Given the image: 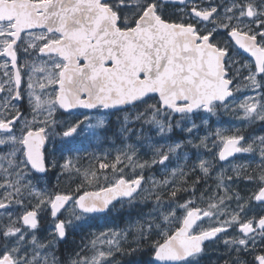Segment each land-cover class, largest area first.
Wrapping results in <instances>:
<instances>
[{"label":"snow or ice","instance_id":"snow-or-ice-1","mask_svg":"<svg viewBox=\"0 0 264 264\" xmlns=\"http://www.w3.org/2000/svg\"><path fill=\"white\" fill-rule=\"evenodd\" d=\"M229 112L244 123L213 129ZM101 113L116 123H93ZM257 122L264 0H0V264H205L211 252L215 264H264V134L245 132ZM82 125L121 145L100 169L160 165L164 176L103 173L101 184L63 154ZM50 169L83 180L49 191ZM211 179L199 206L197 185ZM125 209L127 227L57 255L70 228Z\"/></svg>","mask_w":264,"mask_h":264},{"label":"rangeland","instance_id":"rangeland-1","mask_svg":"<svg viewBox=\"0 0 264 264\" xmlns=\"http://www.w3.org/2000/svg\"><path fill=\"white\" fill-rule=\"evenodd\" d=\"M240 95H243V93H240ZM101 114H103V113H101ZM227 115H229V114H235L234 112H229V113H226ZM106 115H103V116H100V114L97 116V117H95L94 118V120H93V123L95 122V119H105L106 121H111V120H113L115 123H116V117H112L111 118V120H110V118H109V116H108V120H107V118L105 117ZM232 118V116H228V119H231ZM212 127H213V129H215L216 127H221V128H224V127H222L221 125H220V116L218 117V118H213V123H212ZM224 129H228L227 127L226 128H224ZM92 131L93 130H90V129H88V128H86L84 125H83V139L85 140V141H87V143L88 144H92V145H94V152H89V150L88 149H86L85 150V152H83L82 151V153L81 154H78V156L77 157H73V163L77 166L78 165V163H82L83 162V164H81V170L82 171H85V169H82V168H84V167H87V166H89L90 167V171H91V164H96L97 162H98V160H100L101 158H108V156L109 155H111L112 157H113V159H114V161H115V157H116V155H117V153H118V151L120 150V147H121V145L120 144H117L118 146H117V148L115 149V151L113 152V151H104V149L106 148V147H110L111 146V148L113 149V146H115L116 145V143L114 142V143H108L107 142V138L106 137H104V135L103 134H105V135H108L106 132H103V131H101V130H95L96 131V134L95 135H93L92 134ZM103 133V134H102ZM116 147V146H115ZM194 150H189V152H188V159H187V162H185V161H181V164H184L185 166H189L193 161H194V157L192 156V152H193ZM100 153V154H99ZM145 153H148V155H146ZM80 156V157H79ZM90 156H94V157H92L91 159H87V160H84L85 158H87V157H90ZM146 156H148V157H150V153H149V150L147 149V148H145V149H143V151L141 152V154L138 156V160L140 161V162H142L143 160H145V158H146ZM61 163H63V162H61ZM100 163H107V162H104L103 160H101L100 161ZM99 163V164H100ZM176 164H177V161L175 160V159H173V161H172V165H170V167H174V166H176ZM82 165H84V166H82ZM118 167H123V171L122 172H116V173H113V171H112V169L111 168H109V169H100L99 168V166H98V168H99V170L100 171H104V172H106V171H109L110 172V175L109 176H107V179L109 180V181H114V179L116 178V177H118V176H130L131 178H135V176L137 175V174H139V173H141V172H143V175L146 173V172H148V176H147V178H149V177H152V169L153 168H146V169H140L139 167H132V166H128V167H125L124 165H118ZM155 167H157L158 168V170H159V172L161 173V174H163V176H164V172L161 170V166L160 165H156ZM154 167V168H155ZM57 171L56 169H52V171ZM58 177H60V175L58 176ZM155 180H157V179H155ZM158 181V180H157ZM213 181H214V179H211V180H209L208 181V183H210L211 185H214L213 184ZM202 185H204L203 184V182H201V186ZM209 185V184H208ZM214 189H215V187H214ZM213 189V190H214ZM49 190V189H48ZM50 191V190H49ZM197 191H198V188H197ZM191 192V191H190ZM203 191H198L197 192V194H198V196L200 197V194L202 193ZM196 199H197V201H198V205L199 206H203L204 205V203H205V201L204 200H200L198 197H196ZM118 208H119V206H117ZM70 212H71V210H69V212H67V213H65L64 215H65V217H67V216H69L70 215ZM203 226H205V227H207V223L206 224H204ZM108 228H113V227H108ZM107 228V229H108ZM119 228V227H118ZM77 229L78 228H76L75 230H73V229H69V233H70V238L71 239H74V240H77L78 242H79V244H80V242H81V238H77L76 237V231H77ZM103 230H105V229H102V230H96V231H92V232H90L89 233V235H88V237L85 239V242H88V240L89 239H91V233H93V232H95V233H99L100 231H103ZM60 252H61V247L59 246V250H58V252H57V255L61 258V256H60ZM62 260H63V258H61Z\"/></svg>","mask_w":264,"mask_h":264},{"label":"flooded vegetation","instance_id":"flooded-vegetation-1","mask_svg":"<svg viewBox=\"0 0 264 264\" xmlns=\"http://www.w3.org/2000/svg\"><path fill=\"white\" fill-rule=\"evenodd\" d=\"M76 111L82 113L85 110H76ZM100 116H103V114H100ZM228 116H232V118L228 119ZM105 117L108 120V116H105ZM77 118H82V116L81 117H77L75 115H69V114L66 113L62 117H60V119L62 121H64L65 123H71L72 121L76 120ZM109 118L111 120L112 117H109ZM243 123L244 122L236 114L227 115L226 113H222L220 115V125L222 127H224V128L227 127L228 129H234L237 126H241ZM81 128L83 129V125L81 126ZM253 129L259 134H264V129H261V126H260L259 122H257L253 126H250V127L246 128L245 132L247 133L248 131H252ZM103 135H104V137L107 138V142L108 143H113V140H112L113 137L110 134H108V135L103 134ZM55 139H56V142L59 144L60 137H56ZM85 144H87L89 146H92V148L94 149V145L88 144L87 141H85L83 139V130H82V131H79V134L76 135L74 138H72V142L69 145H67V147H66V149H65V151L63 153L64 156L66 158H71L73 160V157H77L78 154L82 153L83 149L85 148ZM106 148L109 149V148H111V146L110 147H106ZM45 149H46V151L50 152L52 150L51 143H46ZM59 156H60V153L57 154V159H59ZM251 161H252L251 157H248V156H244V157L237 156L236 158H234L233 163L234 164H241V163H246V162H251ZM61 162H63V161L61 160ZM221 163H223V164H225V166H227V162H221ZM251 166L252 167H256V164L252 163ZM50 170H52V169H50ZM217 171H219V164L217 165ZM49 172L47 173V180L42 182L40 187H42V188L46 187L47 190L49 189L50 191H53V190L59 191L58 189H60L62 191H69V190H74L75 189V187H76L75 183L69 184L67 182V180L69 178H64V177H61V176L60 177H58V176L49 177ZM124 178H126V177H124ZM126 179H128V178H126ZM54 184H56V185H54ZM208 184L209 185L207 187L205 185H202L200 188H198V191L207 192L209 187L211 189H214L215 181H213L214 185H211L210 183H208ZM240 187H241V189H243V191H247V189H244L243 183H241ZM188 192H189V194H187V192L185 194H183L184 199H187L191 195V192L190 191H188ZM196 197L200 198L198 196V194H197ZM203 206H205V204ZM65 213H67V212H65ZM204 224H206V223H203V225ZM211 253H209V255ZM208 264H211V261H208Z\"/></svg>","mask_w":264,"mask_h":264},{"label":"trees","instance_id":"trees-1","mask_svg":"<svg viewBox=\"0 0 264 264\" xmlns=\"http://www.w3.org/2000/svg\"><path fill=\"white\" fill-rule=\"evenodd\" d=\"M110 122L111 123H110L109 127H111L112 125L115 124V122L113 120H111ZM107 134H110V133H107ZM112 140H113V143L114 142L116 143V145H115L116 147L113 146V149L112 148H109V149L105 148L104 151H113V152L115 151V149L118 146L117 144H119V142L116 141L114 138ZM86 149H88L89 152H91V153L94 152V150H95V149L92 148V146H89V145L85 144V148L83 149V152H85ZM92 157H94V156L87 157L84 160L91 159ZM148 158L149 157L146 156L145 159H148ZM101 160H103L104 162H107V163H112V162H114V159H113V157L111 155H109L108 158H101L100 160H98V162L96 164H91V171H96L98 174H101L100 183L103 184V183H105V180H104V177H103L102 174L106 173L107 176H109L110 172L109 171L104 172V171H100L99 170L98 166H99V163H100ZM81 164H83V162ZM81 164L78 163L77 167L81 168ZM82 166H84V165H82ZM82 169H85V171H90V167L89 166L84 167ZM56 170H57L56 172L54 170L53 171L50 170L49 177L59 176L60 173H59L58 169H56ZM60 176L64 177V178H69L67 180V182L69 184L75 183L77 185L78 182H82V180H83L82 175L79 176V177H77L75 175L68 176V174H64V175H60ZM144 176H145V178H147L148 172H146L144 174ZM122 177H124V176H122ZM125 177L128 178V179H132L130 176H125ZM152 177H154L155 179H157L159 181L163 177V174H161L159 172L158 168L155 167V168L152 169ZM188 179H189V183H190L191 179H192V176H189ZM54 185H56V184H54ZM200 187H201V184L197 185V188H200ZM58 190L62 191L60 189H58ZM185 193L186 192H181V193H179V196L184 198L183 194H185ZM187 194H189V192H187ZM117 206H119V204ZM126 211L127 210L125 209L124 210L125 214L123 215V219H113V217H116V216L120 215V213L114 212L111 217H103V215H102V218L96 219L94 221H90L89 222L90 226L84 227L82 229L81 228L77 229V231L75 233L76 237L77 238H81V239L82 238L86 239L88 237L89 233L92 232V231L107 229L108 227H119V228L127 227L129 218L126 215ZM77 245H79V242L77 240L71 239L70 238V233H69V237H68L67 242L66 243H62L60 245V247H61V252H60L61 258H63L64 261H67L68 258L71 257L73 255L74 251L77 249ZM217 255L218 254L214 253V252H212L210 254V256L212 257L211 264H215V259H216ZM144 259L147 260V259H150V257L145 256ZM205 264H208V261H206Z\"/></svg>","mask_w":264,"mask_h":264},{"label":"water","instance_id":"water-1","mask_svg":"<svg viewBox=\"0 0 264 264\" xmlns=\"http://www.w3.org/2000/svg\"><path fill=\"white\" fill-rule=\"evenodd\" d=\"M126 179V178H125ZM101 215H103V214H101Z\"/></svg>","mask_w":264,"mask_h":264}]
</instances>
